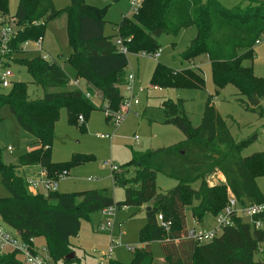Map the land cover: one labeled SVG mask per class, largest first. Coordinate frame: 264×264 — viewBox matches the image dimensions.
<instances>
[{"label":"trees","instance_id":"16d2710c","mask_svg":"<svg viewBox=\"0 0 264 264\" xmlns=\"http://www.w3.org/2000/svg\"><path fill=\"white\" fill-rule=\"evenodd\" d=\"M241 1L229 8L221 0H144L137 13L123 17L113 40L105 34L103 11L84 0H71L62 9H56L52 0H19L14 14L8 10V0H0L2 17H16L21 27L13 43V61L26 65L35 83L44 90L43 97L31 98L25 82H14L8 92L0 87V120L2 107L8 105L19 125L35 138V146L20 155L18 164L6 163L0 148L1 182L10 194L0 197V219L25 241L45 236L47 251L55 264L58 260L68 264L73 261L66 259L72 252L70 238L78 234L82 219L89 218L93 211L111 205L145 210L151 207L146 210V225L140 230L142 245L133 250L131 263L113 260V264H153L152 241L160 242L164 264H264V227L256 228L241 216H235L234 224L210 242L199 243L188 237V210L202 224L207 214L216 216L226 207L229 193L241 206L264 201L256 182V176L264 174V151L243 155L244 149L257 139V133L237 139L211 98L197 127L192 126L181 99L162 102L164 122L177 126L185 139L167 147L133 151L123 169L113 170L115 183L125 189L122 201H115L106 188L32 193L26 175L19 171L39 166L49 178L58 179L64 170L68 172L88 158L78 155L66 162L52 160L55 123L61 108L66 107L69 121L77 122L81 114L85 124L89 111L97 107L91 99L96 90L102 93L98 108H104L106 102V109H119L129 63L127 54L118 50L119 37L130 53L154 54L161 49L158 37L162 34L177 36L183 29L195 27L196 36L181 54L190 66L175 70L158 62L151 83L159 87H203L200 66L193 65L206 56L217 88L233 85L248 99L242 101L243 106L264 118V78L255 74L252 65H244L246 59L253 58L257 41L264 39V2ZM63 14L67 17L71 50L66 61L17 57L24 54V41L44 37L47 22ZM71 79L84 80L87 90L70 87ZM50 88L59 90L50 92ZM255 99L260 100L257 106ZM107 120H111L110 115ZM130 167H134L133 177H127ZM215 171L223 175L224 182L209 185L207 178ZM158 173L174 178L177 185L159 192ZM196 182L197 188L193 187ZM160 214L163 221L170 222L169 230L162 226ZM259 218L264 220V214ZM0 264H23V260L17 251L5 252L0 253Z\"/></svg>","mask_w":264,"mask_h":264},{"label":"rangeland","instance_id":"374dc122","mask_svg":"<svg viewBox=\"0 0 264 264\" xmlns=\"http://www.w3.org/2000/svg\"><path fill=\"white\" fill-rule=\"evenodd\" d=\"M226 7H233L241 0H221ZM19 0H8V10L14 14ZM56 9L68 7L71 0H52ZM84 3L103 11V17L107 21L105 34L115 39L117 26L124 16L131 17L134 14L131 4L127 0H84ZM245 5V3H244ZM2 13L0 12V20ZM196 28L183 29L177 36L162 34L158 37L161 53L158 58L141 53H128V74L132 69L136 72L137 81L135 84L136 98L138 104H133L124 113L123 120L114 124V117L107 120V103L104 108H98L102 93L96 90L92 95V101L97 106L88 113L85 124L79 120L71 122L68 118V109L61 108L60 115L55 123L54 141L52 144V160L54 162H66L74 156H87L81 164L72 166L68 173L59 181V192L73 193L87 190L109 189L115 201H122L125 198V189L115 183L112 165L123 169L133 156V151H146L157 149L179 143L185 139L183 132L174 124L165 123V111L162 102L165 99L174 101L182 100L183 108L188 113L193 127L200 125L202 115L208 98L218 109L231 133L239 140L257 133V139L244 149L243 155L248 156L256 152L264 151V118L258 112L246 109L242 101L248 100L238 92L233 85L223 89L217 88L213 81L211 64L204 56L198 58L193 68L200 66L205 79L203 87H159L151 83L153 71L158 62L175 70H181L190 66L181 54L187 49L191 40L196 36ZM43 50H38L34 45L27 48L24 54L17 57L34 58L48 55L60 63L66 61L70 55L69 38L67 31V17L60 15L54 20L47 22L44 33ZM175 43V44H173ZM200 61V62H199ZM7 64L1 67L0 71L9 68L12 72L10 79L13 82H25L28 84V93L31 98L44 96L43 88L35 83L26 65L13 60L6 61ZM244 65L253 66L257 76L264 78V39L257 43L253 58L246 59ZM81 84L84 85L83 82ZM82 86V85H81ZM70 87H73L70 85ZM8 92L10 88L2 89ZM59 88H50V92L58 91ZM122 94L128 95L127 89H122ZM264 105V101H262ZM121 102L117 111L123 110ZM2 120H0V148L2 159L6 163L18 164L20 155L29 151L35 146L32 143L35 138L27 133L18 123L8 105L1 109ZM81 115V114H80ZM108 135L109 137H102ZM12 151L8 150V147ZM38 166H27L19 169L22 174L32 173V169ZM31 171V172H30ZM134 167H130L127 177H133ZM38 174H35L37 177ZM223 175L219 171L208 176L207 182L210 185H217L223 181ZM256 182L264 194V174L256 176ZM178 181L163 173L157 174V188L159 192H166L175 187ZM199 182L193 184L197 188ZM230 194V193H229ZM9 191L1 182L0 174V197L9 196ZM146 210L144 207L127 206L117 208L114 217V233L100 231L99 224L107 219L102 210L93 211L89 218H83L81 227L76 236L70 238L72 252L75 254L73 261L68 264H99L103 260L113 237H120L121 244H117L112 253L113 260L122 263H131L134 251L127 246L138 248L142 245L140 230L146 225ZM188 228L200 229L203 226L193 218L190 210L186 213ZM1 220V219H0ZM2 221V220H1ZM208 229L214 228L215 216L207 214L204 218ZM5 228L14 233V229L3 222ZM37 255L47 260L46 264H55V261L47 251V240L45 236L39 235L32 238ZM151 248L154 254L153 264H164L163 253L160 242L152 241ZM56 264H65L58 260Z\"/></svg>","mask_w":264,"mask_h":264},{"label":"built area","instance_id":"2783aa9c","mask_svg":"<svg viewBox=\"0 0 264 264\" xmlns=\"http://www.w3.org/2000/svg\"><path fill=\"white\" fill-rule=\"evenodd\" d=\"M130 2L132 10L134 13H137L141 8L144 0H127ZM20 25L18 24V20L16 17L12 15H6L2 17L0 20V63H2L1 67L7 64L6 61L13 60L16 57L15 52H13V43L17 36V33L20 29ZM127 41H131V38H127ZM263 39H259L257 43H260ZM43 41L44 37H39L36 40H26L21 44V49L25 52L27 48L31 45H34L38 50H43ZM116 44L118 50L124 54L129 53L127 45L124 43L122 38H117ZM11 53V54H10ZM161 49L154 54H148L142 52V55L153 56L158 58L160 56ZM44 59L53 61L54 59L48 58V55L42 56ZM12 76V72L9 68H5L0 71V87L10 88L13 85V81L10 79ZM127 82L124 84L125 89L128 91V95L123 94L122 104L123 110L120 111H112L110 109L107 110V115H110L111 118L114 117V124L118 125L124 118V113L128 111L129 107L133 106V104H138L139 99L136 98L135 94V82L136 75L135 73H129L127 76ZM80 79H71L70 84L75 86L76 88H80L79 85ZM88 97H91L89 92H85ZM79 121L81 123L84 122V116H79ZM102 137H109L108 135ZM8 150L12 151V148L9 146ZM106 165H111L113 170H118V167L112 165L109 162H105ZM40 172L38 176L35 177V174L26 175V181L28 184V189L32 193H43L48 194L52 191L59 190V181L65 176L68 172L64 170L58 177V179L49 178L47 175V171L44 168H40ZM117 208L114 205L108 206L102 209L103 214L107 216V219L104 222L99 224V230L104 232H109L110 235H115L114 233V217L116 215ZM262 214H264V201L260 203L248 204L245 206H241L237 200V198L230 193L229 200L226 207L215 216L216 226L212 229L208 228H188V237L193 238L199 243H207L212 241L215 237L219 236L222 230L234 224V217L241 216L250 220L256 228L264 227V220L259 218ZM258 217V218H256ZM159 220L162 226L169 230L170 222L163 221V216L159 215ZM32 239L31 241H25L19 235V233L11 232L5 228L3 225V221L0 220V253L5 252H13L17 251L20 253L23 264H46L47 260L41 258L37 253H35V248L33 246ZM117 244H121L120 237H113L111 241V245L109 246L106 253H104V258L100 261L99 264H113L112 253ZM129 250H134L130 246H127Z\"/></svg>","mask_w":264,"mask_h":264},{"label":"crops","instance_id":"0c3cea01","mask_svg":"<svg viewBox=\"0 0 264 264\" xmlns=\"http://www.w3.org/2000/svg\"><path fill=\"white\" fill-rule=\"evenodd\" d=\"M117 32H118V26H117ZM205 58L208 59L206 56H205ZM196 62H197V61H195V64H196ZM199 62H200V61H199ZM127 67H128V66H127ZM127 67H126V68H127ZM125 71H126V69H125ZM132 72L135 73V75H136V72H135L133 69H132L129 73H132ZM129 73H128V74H129ZM128 74L126 73V75H128ZM136 81H137V75H136ZM81 82H83L84 85L81 84ZM135 84H136V82H135ZM79 85H80V88L83 89L84 91L87 90V83H86L84 80L80 79V80H79ZM81 85H82V86H81ZM74 87H75V86H74ZM75 88H76V87H75ZM123 88H125V87L122 86V87H121V90H122ZM92 94H93V93H92ZM99 101L101 102V100H99ZM184 136H185V135H184ZM34 141H35V140H34ZM34 141H33V142H34ZM33 142H32V143H33ZM37 168H38L37 170H36V169H32V170H31V171H32L31 174H38V173L40 172L41 169H40L39 166H38ZM22 169H23V168H22ZM31 171H30V172H31ZM222 177H223V176H222ZM222 179H223V181H224V177H223ZM210 185H212V183H210ZM197 223H198V222H197ZM202 225L205 226V227H203V228H207L206 225H205V222H204V221H203ZM215 226H216V224H215L213 227H215Z\"/></svg>","mask_w":264,"mask_h":264},{"label":"water","instance_id":"95a60500","mask_svg":"<svg viewBox=\"0 0 264 264\" xmlns=\"http://www.w3.org/2000/svg\"><path fill=\"white\" fill-rule=\"evenodd\" d=\"M256 1H260V2H264V0H256ZM260 103V100L259 99H255V106H257L258 104ZM151 207H147V211L150 210ZM74 253L73 252H70L67 256H66V259L70 260L72 258H74Z\"/></svg>","mask_w":264,"mask_h":264}]
</instances>
